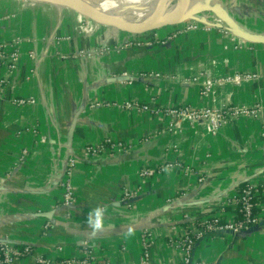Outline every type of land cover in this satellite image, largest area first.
<instances>
[{"label":"crops","instance_id":"0c3cea01","mask_svg":"<svg viewBox=\"0 0 264 264\" xmlns=\"http://www.w3.org/2000/svg\"><path fill=\"white\" fill-rule=\"evenodd\" d=\"M221 4L239 27L264 37V0ZM12 12L14 19L1 18ZM80 21L77 12L51 3L0 6V37L18 35L24 40L19 69L0 102V241L31 245L35 256L57 261L80 258L88 241L95 252L93 264H141V235L147 230L153 239L151 264H178L182 253L175 242L194 220L217 214L246 183L264 181V43L247 41L237 49L220 33L233 34L229 29L214 27L218 20L213 14L199 23L213 27L210 31L177 37L176 25L130 35ZM81 24L86 26L81 29ZM134 39L152 44L126 47ZM205 72L212 77L251 73L259 79L217 86L204 96L200 85L184 82ZM142 73L160 78H141ZM20 98H33L35 104L13 105L12 100ZM93 101H139L149 104L151 112L89 109ZM257 104L262 109L259 117L229 123L216 136L204 125L187 121L176 122L171 130L173 119L154 113L183 105L198 109ZM76 113L70 145L68 131ZM42 137L46 143H39ZM106 139L131 148L119 156L81 155L84 146ZM24 150L28 155L21 161ZM71 155L77 160V201L68 216L60 202V181ZM173 159L184 167L152 179L138 175L141 167ZM201 176L206 178L202 184ZM126 189L138 195L123 201ZM256 202L260 223L253 231L205 237L195 246V264H264V195ZM98 205L107 209L105 231L93 237L86 219ZM35 256L17 264H37Z\"/></svg>","mask_w":264,"mask_h":264},{"label":"built area","instance_id":"2783aa9c","mask_svg":"<svg viewBox=\"0 0 264 264\" xmlns=\"http://www.w3.org/2000/svg\"><path fill=\"white\" fill-rule=\"evenodd\" d=\"M82 24H88L80 21ZM80 25L83 29L86 25ZM179 30L175 37L184 33H189L197 30L210 31L213 27L202 26L197 22H183L181 26H178ZM119 33V32H118ZM222 37L227 40H232L236 44V48L244 47L246 40L241 39L227 31L220 32ZM155 39L159 40L158 34H155ZM171 38V37H170ZM69 39V38H68ZM65 40V39H63ZM24 40L18 35H12L6 39L0 37V102L4 99L5 89L10 82L12 75L17 73L22 58V47ZM119 44L120 41L117 39ZM152 44L149 40H129L126 42V47L139 46L143 47ZM122 45V44H121ZM105 50V49H104ZM103 50V51H104ZM100 50V53H103ZM30 57L35 60L36 54L30 53ZM35 71V70H34ZM160 78V74L154 73H142L141 78ZM31 77H26V80ZM259 77L251 73H234L232 75H225L223 77H212L208 72L202 73L196 76H192L186 80L185 84L200 85L202 88V94L209 96L213 89L217 86L224 85H236L241 86L244 83H248L253 80H257ZM13 105L23 107L29 104H35L33 98L29 99H13ZM103 107L114 108L121 111L136 110L139 113L151 112L149 104H141L139 101H129L125 103H106L101 101H93L88 105L89 109H100ZM261 105H226L224 107H204L193 108L189 105H183L179 107H168L166 109H159L154 113L156 115H166L173 119L174 124L171 130L176 125V122L187 121L192 126L195 124L204 125V129L208 134L216 136L223 127L229 123H236L242 118H257L261 115ZM45 137L40 138L39 143H46ZM129 145L125 142L113 141L112 139H106L99 144H88L84 146L81 155L85 158L92 159L101 155L119 156L125 154L129 150ZM264 154V147L262 149ZM27 150L22 152L20 158L24 161L27 157ZM77 167L76 158L71 155L66 163L64 174L60 181L61 187V206L69 209L74 207L77 201V193L75 189V173ZM183 164L180 160H168L157 166H144L139 170V177L143 179H152L154 177L162 176L171 172L174 169L183 168ZM199 183H204L206 178L199 177ZM264 195V181L260 184L255 182H248L240 189L238 194L234 196L227 204L223 205L219 209L218 213L202 219L194 220L188 230H185L180 236L175 246L182 253L181 262L178 264H195L193 258V252L195 246L203 241L205 237L213 234L220 233H232L240 234L245 231L253 230L259 223L260 219L256 212L257 209V197ZM138 195L137 192L132 190H125L122 195L123 201H131ZM168 203H173L174 199H168ZM232 208L231 213L226 212V208ZM68 216H70V210H68ZM50 224L45 226L44 233L49 230ZM152 236L146 230L141 235V249L142 258L141 264H151V248H152ZM35 256L34 249L31 245L24 247H17L7 242H0V264H17L19 261L28 257ZM37 264H93L95 260V252L88 241L83 243V252L80 258H63L60 261L56 259L35 256ZM196 264H208L206 262H200Z\"/></svg>","mask_w":264,"mask_h":264},{"label":"water","instance_id":"95a60500","mask_svg":"<svg viewBox=\"0 0 264 264\" xmlns=\"http://www.w3.org/2000/svg\"><path fill=\"white\" fill-rule=\"evenodd\" d=\"M60 3L63 5V7L75 11V12L79 13L80 15H82L83 17H86V18L92 20L93 22H96V23H99V24L104 25L106 27H109L111 29H114L120 33H126V34H130V35H142V34H146V33L151 32V31L159 30V29L164 28V27L169 26V25H177V24L183 23L187 19H193V20L196 19V17H193V16H195L196 10L191 9L192 12L189 13L184 18V20H182L181 22H179L177 24H168V25H164L161 27L149 25V26H145V27L134 28L130 25H127V24L121 22L120 20L105 17L99 13L98 8H95V7H92L90 5L78 2L77 0H60ZM202 10L207 11L209 13H212L217 18L218 22L214 24V27L219 28V29L225 27L226 29H229L237 37L244 39V40L251 42V43H264V37L263 36L248 33L247 31H245L244 29L239 27V25H237L231 19L228 11L226 9H224L221 5L209 2V4L202 7ZM196 20H199V19H196ZM203 22H206V21L203 20ZM77 121H78V114L76 113L73 116L72 122H71L70 127H69V131H68V141H69L70 145L73 142V136H74V132H75V129L77 126ZM63 208H65L67 211L73 209V207H70L69 209H67L66 207H63ZM252 231L253 230L245 231L242 233H250ZM0 242H7V243L11 244V242L7 241V240H4V241L2 240Z\"/></svg>","mask_w":264,"mask_h":264},{"label":"bare ground","instance_id":"6f19581e","mask_svg":"<svg viewBox=\"0 0 264 264\" xmlns=\"http://www.w3.org/2000/svg\"><path fill=\"white\" fill-rule=\"evenodd\" d=\"M42 1L51 2V0ZM166 1L170 0H102L98 9L99 13L103 14L104 16L115 17L125 22L133 21L144 26H157V24H166V21H152L151 19H148L149 17H155L157 19L170 18V20L175 21L181 18V20H183L189 13L192 12L191 10L187 9L188 0H184V2L182 0H178L179 4L174 11L171 13H164L163 4ZM56 4L58 3L56 2ZM139 7H141L140 11L138 9H134ZM179 9L182 11V13H179Z\"/></svg>","mask_w":264,"mask_h":264},{"label":"rangeland","instance_id":"374dc122","mask_svg":"<svg viewBox=\"0 0 264 264\" xmlns=\"http://www.w3.org/2000/svg\"><path fill=\"white\" fill-rule=\"evenodd\" d=\"M40 1H42V0H0V6H2L3 4H7L8 7H14L15 8V7L20 6V8H21V6H23V7L29 8V7H36L37 5H42V4L47 5V4L51 3V4H53V5H55V6L59 7V8H60V6L63 7V5L60 3V0H51V2H49V3L47 1H43V2H40ZM77 1L81 2V3H84V4H87V5H90V6L95 7V8H98L99 5L102 2V0H77ZM111 1H114V0H111ZM182 1L184 2V0H182ZM194 1L195 0H188L187 9L188 10H191V9L192 10H196L195 11V16H193V17H196V19H199V20L187 19L186 22H188V21L190 22L191 21V22L202 23L203 20L206 21V17L209 14L211 15L212 13H209L207 11L202 10V7H204L207 4H209V2H212V3H215V4H219V5L223 4V3L221 4L222 0H198V1H195V3H194ZM56 2L58 4H56ZM178 4H179L178 0H170V1L164 2V4H163L164 5V7H163L164 13H171L172 11H174L177 8ZM141 7L134 8V9L135 10L138 9L140 11ZM179 13H182V11L180 10ZM101 15H103V14H101ZM13 16H15V15L12 12V13H6V15L2 14L1 18H5V17H11L12 18ZM78 16H79V19L82 20V22H86V23L92 22V20H90V19H88L86 17H83L79 13H78ZM105 17H107V16H105ZM108 18L117 19L115 17H110V16H108ZM151 18H155V17H149L148 19H151ZM12 19H14V18H12ZM181 19H178L180 21H178V20L172 21V20L168 19V20H166V22H165L166 24L165 25L177 24V23L182 21ZM117 20H119V19H117ZM120 21L123 22L121 19H120ZM158 21H160V20H158ZM181 25H182V23L177 24L176 26H181ZM130 26H132L134 28L145 27L143 25H138V24L137 25H130ZM161 26H164V25H157V27H161ZM111 33L113 34V32H111Z\"/></svg>","mask_w":264,"mask_h":264},{"label":"clouds","instance_id":"9594fccd","mask_svg":"<svg viewBox=\"0 0 264 264\" xmlns=\"http://www.w3.org/2000/svg\"><path fill=\"white\" fill-rule=\"evenodd\" d=\"M107 209L105 206L98 205L91 208L88 212L86 223L90 230L89 234L93 237L103 233L105 231V219H106ZM133 234V229H128V235Z\"/></svg>","mask_w":264,"mask_h":264}]
</instances>
